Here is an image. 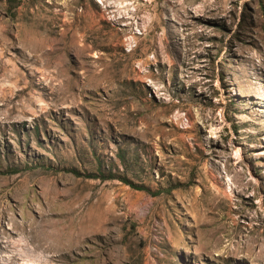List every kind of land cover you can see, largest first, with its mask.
<instances>
[{"label": "rangeland", "instance_id": "rangeland-1", "mask_svg": "<svg viewBox=\"0 0 264 264\" xmlns=\"http://www.w3.org/2000/svg\"><path fill=\"white\" fill-rule=\"evenodd\" d=\"M31 263L264 264V0H0V264Z\"/></svg>", "mask_w": 264, "mask_h": 264}, {"label": "trees", "instance_id": "trees-1", "mask_svg": "<svg viewBox=\"0 0 264 264\" xmlns=\"http://www.w3.org/2000/svg\"><path fill=\"white\" fill-rule=\"evenodd\" d=\"M120 159H121V161L124 159V155L123 154H121L120 156ZM108 176H106V178H114L115 177V175L114 174H107ZM124 180V179H123ZM124 181H126V182H129V183H131L130 181H128V180H124ZM134 185V184H133ZM135 186V185H134ZM135 187H140V189H142V190H146V191H149V192H151L148 188H146L145 186H142V185H140V186H135ZM160 191H157L156 192V194L157 193H159ZM152 194H153V192H151ZM155 194V195H156Z\"/></svg>", "mask_w": 264, "mask_h": 264}, {"label": "bare ground", "instance_id": "bare-ground-1", "mask_svg": "<svg viewBox=\"0 0 264 264\" xmlns=\"http://www.w3.org/2000/svg\"><path fill=\"white\" fill-rule=\"evenodd\" d=\"M32 264V263H31Z\"/></svg>", "mask_w": 264, "mask_h": 264}]
</instances>
